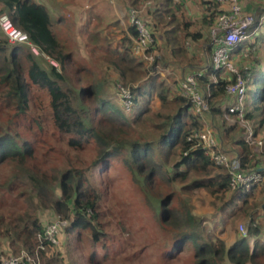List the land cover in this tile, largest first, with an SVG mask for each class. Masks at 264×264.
Instances as JSON below:
<instances>
[{
	"label": "trees",
	"instance_id": "1",
	"mask_svg": "<svg viewBox=\"0 0 264 264\" xmlns=\"http://www.w3.org/2000/svg\"><path fill=\"white\" fill-rule=\"evenodd\" d=\"M128 1L130 8L142 9L149 0ZM205 4L213 5L206 19L207 34L222 10L221 4L212 0ZM180 6L174 0H165L158 7L155 0L153 6L146 8V16L142 14L156 38L151 51L155 61L150 65L132 53L133 43L124 31L103 37L98 28L94 29L88 32L84 44L76 48L69 40L56 35L45 6L34 0H0V17L8 16L38 47L43 54L40 57L48 61L44 63L38 59L27 45L10 43L0 31V104L7 107L8 116L22 119L31 111L32 91H44L48 109L47 114L38 118L37 128L43 133L49 132H44V123L48 120L51 133L41 140L50 143L46 152L58 154L54 148H63L68 158L62 160L61 166L49 168L48 161H58L59 157L47 159L46 152L39 151L33 141L21 137L12 119L0 118V192L14 193L20 202L16 211L0 208V240L6 242L2 245L0 241V264L21 251L34 258L41 257V264H65L60 251L45 257L47 252L57 250L48 244L46 251L36 255L38 237L48 225L43 215L67 220L69 225L63 233L89 231L95 242L100 241L99 210L103 197L91 184L87 173L110 165L122 167L147 193L161 196L154 211L160 224L176 232L169 256L191 248L195 264H224L226 261L264 264V184H261V191V185L248 193L231 190L227 172L217 167L203 150L193 149V144L187 140L190 134L203 129L201 118L187 99L172 94L171 87L165 85L158 73L160 67L183 64L186 69L195 70L191 74L201 72L199 84L209 102V114L214 116L220 139L231 144L230 149L243 168H257L259 156L243 139L244 130L241 135L237 134L239 138H233L232 133L239 128L228 126L219 107L220 99L229 97L227 87L234 78L208 64L207 57L213 54L209 37L198 29L191 31L193 25L182 15ZM263 13L258 14L252 31L260 25ZM130 33L133 38L137 36L131 25ZM159 33H164L161 44ZM187 40L200 43L202 64L198 65L197 59L190 56V48L185 45ZM255 44L259 46L256 49L251 45L257 51L255 55L245 52L254 59V64L247 68H242L240 62L236 65L249 79L245 116L258 134L264 124L260 121L264 114V89L260 90L264 70L255 58L264 50L263 35ZM245 47L246 43L239 44L232 58L235 60V53L242 52ZM46 57L57 62L59 67ZM119 85L132 93L133 107L129 112L121 96H118L119 102L109 97L112 91L120 90ZM156 101L159 104L154 110ZM148 135L155 139H147ZM88 150H93L96 156L88 168H83L78 164L82 160L79 154ZM69 157L77 161L76 166H72ZM168 167L171 171L166 170ZM173 182L185 184L182 191L186 193L208 191L222 203L217 209L224 215H229L232 207L237 208L242 202L245 214L252 212L246 235L239 231L240 236L228 245L205 227L186 198L183 197L181 208H171L177 192L173 189L164 197L159 185L164 183L173 188Z\"/></svg>",
	"mask_w": 264,
	"mask_h": 264
},
{
	"label": "rangeland",
	"instance_id": "2",
	"mask_svg": "<svg viewBox=\"0 0 264 264\" xmlns=\"http://www.w3.org/2000/svg\"><path fill=\"white\" fill-rule=\"evenodd\" d=\"M156 1L158 3V0ZM213 3L215 2L213 1ZM244 3V5H246V7H243L245 13L253 15L255 19L258 18L260 11H264L262 8L264 2L262 3V1L245 0ZM191 9L194 11V8ZM203 9L204 7L198 6V13L203 14V11H205V9ZM192 11H190V13H192ZM191 18L193 19L194 16ZM260 18L261 24L254 28V30H257L254 34H251L250 43L254 42L258 33L264 32V13ZM106 20L109 21L108 19ZM109 23L111 24V22ZM200 26L199 24H195L196 28ZM252 30L253 28L250 29L249 33H252ZM0 31L2 32L1 29ZM208 36V40L211 44L210 34ZM80 41L82 42L81 39ZM250 43L249 45H251ZM23 46L26 47V45ZM186 46L188 48L190 47L188 45ZM75 47L77 48L78 46ZM248 49V54L257 52L251 46H249ZM80 51L83 52L84 50ZM262 51L263 50L258 53V58H255L259 64H262V60L264 62V51ZM248 54L240 59V66L242 68H247L249 65L254 64V59L248 56ZM37 58L44 63H48L47 60H44L40 56ZM261 85L260 90L263 91L264 83L261 82ZM114 92L112 91L113 95L109 97L119 102L118 96H120V91L114 90ZM47 109L48 100L45 92L37 90L32 91L31 111L27 117L22 119L14 118V116L10 117L7 114V107L0 104V110L2 111L0 112L2 113L0 118L4 121L7 118H9V120L12 119L17 125V129H19L18 132L24 140L33 141L34 146L39 151L46 152L49 151L50 143L43 142L41 137L44 138L51 133L50 123L48 120L44 123L46 129L44 132H49L43 133L37 128V120L41 115L47 114ZM154 110H157L156 106ZM219 122L222 123V121ZM246 123L247 122L240 121L237 117H234V121H228L229 125L238 126L239 129L237 133L240 135L242 134L241 130L247 131ZM147 139L153 140L155 136L148 135ZM62 145L63 143L61 141V146ZM54 149L58 154L45 153L47 159L55 155L59 157L58 161L52 160L51 163L48 161L46 166L49 168L61 166L62 160L68 159L65 157L63 148L62 150ZM59 154L61 155L59 156ZM79 155L82 157V160H80L78 164L83 168H88L96 156L93 150L84 151ZM259 157L261 158L260 155ZM69 160L72 161V166L77 165V161L72 157H69ZM168 169L171 171L172 168H166V170ZM87 174L91 184L97 188V191L103 197V202L99 210L101 224L99 231L101 232V240L95 242L89 231L80 232L79 234L73 233L72 235H68L64 232L60 235V243L56 247L57 250L54 248V250H56L55 252L53 250L50 253L47 252L45 257L60 251L61 253H58L63 257L65 264H195L191 248L183 250L179 254L168 255V251H172L174 246L173 236L176 232L160 224L157 214L154 211V208L158 207L157 199L161 196L153 192L147 193L139 183L133 180L128 172L123 170L122 167L115 168L113 165H110L106 168H97ZM263 184L264 182L262 185ZM184 186L185 184L180 182H173V188L164 183L159 185L160 194L164 197L170 195L173 189L177 192V195L173 197L171 208H181L182 201L186 198L193 207V213L204 221L205 227H207L209 231L215 233V235L218 234L228 245L232 244L235 239L240 236V226H244L245 231L248 229L250 224L249 220L252 219V217L250 218L252 212L245 214V211L242 210L244 207L243 204H241V206L239 204L240 208L232 207V212L229 213V215H224L217 209V206L219 205L221 207L222 203L215 200L208 191L201 190L197 193L195 192V194L186 193L182 191ZM260 198H262V196H260ZM260 200L261 199H259V201ZM19 203V198L14 193L8 194L5 190L0 192L1 209L7 207L9 210L16 211L19 208ZM54 217V215H43L45 225L50 224V221L54 222L61 219H55ZM0 241L2 245L6 243L5 240L2 239ZM251 241H253V238H251ZM22 252L23 251L15 254L19 256ZM62 252H64V254H62ZM39 259L41 264V257ZM224 264L231 263L226 261Z\"/></svg>",
	"mask_w": 264,
	"mask_h": 264
},
{
	"label": "built area",
	"instance_id": "3",
	"mask_svg": "<svg viewBox=\"0 0 264 264\" xmlns=\"http://www.w3.org/2000/svg\"><path fill=\"white\" fill-rule=\"evenodd\" d=\"M212 1L221 5L228 4V9L219 14L211 27L210 36L213 54L210 66L217 71H224V73L234 78V81L227 87V94L235 99L234 104L230 106V112L237 114L242 122H247L244 116L249 79L236 66L232 56L235 48L250 38L249 30L255 24V17L245 13L240 0ZM154 2L155 0H149L144 9L153 6ZM143 13L144 10L139 8H130L128 13L129 23L137 33V36L133 39L132 53L152 65L155 61V54L151 51L156 38L153 30L144 21ZM0 28L12 43L28 44L35 55H40L39 49L30 44L27 34L16 28L8 17H0ZM201 76V72L189 74L180 84V96L187 99L194 113L200 116L209 111L208 100L201 91L199 84L198 78ZM118 88L120 89L123 105L129 112L133 107L132 93L129 89H125L120 85ZM246 129L248 131L246 141L264 153V140L255 137L254 131L248 122L246 123ZM187 140L193 144V149L203 150L217 167L227 171L232 191L248 192L264 182V162L261 168L244 169L239 159L223 151L219 135L213 128L205 127L201 131L194 132L189 135ZM67 225L66 220L58 219L45 226L43 233L38 237L39 244L36 255L40 251H46L47 244L56 248L60 243V235ZM240 231L246 235L244 226H240ZM4 264H40V259L32 257L27 252H22L19 256L10 257Z\"/></svg>",
	"mask_w": 264,
	"mask_h": 264
},
{
	"label": "crops",
	"instance_id": "4",
	"mask_svg": "<svg viewBox=\"0 0 264 264\" xmlns=\"http://www.w3.org/2000/svg\"><path fill=\"white\" fill-rule=\"evenodd\" d=\"M34 1L46 7V9L49 11L52 17L53 27L56 32V35H58L60 39L69 40V43L71 45L78 46V47L83 45L88 32L93 31L94 29L96 30L97 28L100 30L103 37H106V35H109L111 33L119 35L118 33L124 31L129 36V38L131 39L133 43V37L130 33V23H129V20H127L129 9H130V3L128 0H34ZM164 1L165 0H158V3H157L158 7L160 5L162 6L164 4ZM207 1H210V0H174L175 4L179 6L181 4L180 8H181L182 15H184L186 19L193 25L191 28V31H194V29H198L199 32H201L202 34H204L205 37L208 38L209 37L208 35L210 33L206 34L207 32L206 31V28H207L206 19H207V16L212 12L213 5L211 6V5L205 4ZM244 1L245 0H240L241 5L243 7L244 6L246 7V5H244L245 4ZM263 2L264 0L262 1V3ZM145 5L146 4L141 6V8L144 10V15L146 16L148 12H146V9H144ZM198 6L202 8L204 7L206 12L203 11V14L198 13ZM191 8H194V11H192ZM262 8L264 10V3H263ZM220 9L227 10L228 4H222ZM190 11H192V13H190ZM192 16H194L193 19L191 18ZM195 16H196V19H195ZM106 19H108L109 21H107ZM109 22H111V24ZM195 24H199L201 26L199 28H196ZM261 35H263L264 37V32L258 33L257 37L254 39V42L250 43L251 45H255L256 49H258L259 46H257L255 43L257 39L261 37ZM158 36H159V41L161 44L164 33H159ZM80 39L82 40V42L80 41ZM199 44H200L199 42L194 44L191 40H187V42L185 43V45L190 46L189 47L190 56L193 59H197L198 65L202 64L201 62L202 60H200L201 56L199 54L200 52L199 51L200 47H198ZM251 45L248 44L247 47H245V50L237 54L235 53L236 63L240 62V59H242V57L244 58V56H247V53L249 51L248 47ZM195 47H198V49H195ZM257 56H259V54ZM210 60H211V57H207L208 64ZM262 65H263L262 68L264 70L263 60H262ZM180 67H182L183 69L181 70ZM193 70L194 69L192 68L186 69L185 64H183V65H177V66L174 65L173 67H170V66L160 67L158 73L163 78L165 85H168L171 87L172 94L180 95L181 82L185 79L187 75L191 74ZM213 81L216 82V78H213ZM233 102H234V99L228 96H226L225 98H221L219 102V107L224 114V118L227 119V121H234L235 116L225 115L226 109ZM158 104H159L158 101H156L153 105L157 107ZM199 117L201 118L203 124H205L204 127H213L217 130L213 122L215 121L213 115L207 113ZM260 121H264V114H262ZM228 126L232 127L233 125L228 124ZM237 131L238 130L236 128V130L232 133L233 138H239L237 137V134H238ZM258 135L259 137L264 139V124H262V126L259 128ZM221 143H222V148L226 152L229 151L231 152L232 155L236 154L234 151H231L232 150L230 149L231 144H228L222 138H221ZM251 150L253 151L254 154H257L258 156L260 155L259 154L260 152L258 150L253 149V148H251ZM260 156L261 158L259 157V163L257 165V168H261L263 165L264 157L262 155ZM262 188H263L262 186L259 187V190L261 191ZM239 204L241 206L242 202H239ZM237 208H240V207L238 206Z\"/></svg>",
	"mask_w": 264,
	"mask_h": 264
},
{
	"label": "clouds",
	"instance_id": "5",
	"mask_svg": "<svg viewBox=\"0 0 264 264\" xmlns=\"http://www.w3.org/2000/svg\"><path fill=\"white\" fill-rule=\"evenodd\" d=\"M130 10V9H129ZM222 11H224V10H222ZM3 17V16H2ZM6 17H8V16H6ZM9 18V17H8ZM128 20H129V18H128ZM13 23V22H12ZM256 23H257V19H255V24L251 27V28H253V27H255V25H256ZM260 24H261V22H260ZM15 26V25H14ZM260 26V25H259ZM16 27V26H15ZM17 28V27H16ZM250 28V29H251ZM1 29V28H0ZM2 30V29H1ZM257 30V29H256ZM256 30H254V31H251L252 33H249V35H250V38L247 40V41H245V42H243V43H246V44H249L250 42V40H251V34H254L255 32H256ZM250 31V30H249ZM3 32V31H2ZM4 33V32H3ZM5 34V33H4ZM26 34V33H25ZM6 36V35H5ZM7 37V36H6ZM29 38V37H28ZM134 39V38H133ZM9 40V39H8ZM10 41V40H9ZM30 42V41H29ZM247 42H249V43H247ZM10 43H12L11 41H10ZM12 44H15V43H12ZM30 44H32L31 42H30ZM19 45H27V46H29L30 47V45H28V44H19ZM33 45V44H32ZM133 46V45H132ZM37 47V46H36ZM38 48V47H37ZM30 49H31V47H30ZM32 51V50H31ZM39 52H40V50H39ZM33 53V52H32ZM35 55V54H34ZM43 54L40 52V55H35V56H42ZM53 65H55L56 67H59V65L57 64V62H55L54 60H51L50 58H48V57H46ZM234 60V59H233ZM211 61V60H210ZM55 64H54V63ZM234 62H235V60H234ZM236 64V63H235ZM209 65H210V62H209ZM237 66V65H236ZM180 96V95H179ZM230 97V96H229ZM247 101V100H246ZM234 102H235V99H234ZM234 102L233 103H231V105H233L234 104ZM209 103V102H208ZM230 105V106H231ZM230 106L226 109V111H225V115L226 116H232V114H233V116H235V117H237V119H239V117L237 116V114H235V113H231L230 112ZM245 106H246V104H245ZM210 112V105H209V111L207 112V113H209ZM207 113H205V114H207ZM229 113V114H228ZM204 114V115H205ZM245 114H246V109H245ZM197 115V114H196ZM197 116H200V115H197ZM244 119H245V121H247L249 124H250V126H251V128H252V130L254 131V126H253V124L250 122V121H248L247 119H246V116H244ZM240 120V119H239ZM241 121V120H240ZM205 125V124H204ZM205 128V127H204ZM203 128V129H204ZM211 128H213V127H211ZM216 132H217V130L215 129V128H213ZM202 130V129H201ZM200 130V131H201ZM247 132L248 131H244V133H243V139L245 140V142L250 146V148H253V149H256V150H258L260 153V155H262L263 157H264V153L262 152V151H260L259 149H257L255 146H253V145H251V144H249L247 141H246V135H247ZM219 135V134H218ZM254 135H255V137H257V138H260V139H262L261 137H259V135L258 134H255V131H254ZM219 138H220V136H219ZM264 140V139H263ZM220 142H221V139H220ZM222 146V145H221ZM223 149V148H222ZM223 151H225L224 149H223ZM226 152V151H225ZM227 154H229V155H231L232 157H234V158H237V156L236 155H232L231 153H229V152H226ZM238 159V158H237ZM264 162V161H263ZM263 166V165H262ZM223 169V168H222ZM244 169H247V168H244ZM247 170H249V169H247ZM226 171V170H225ZM227 172V171H226ZM228 174V173H227ZM251 191V190H250ZM250 191H248V192H250ZM248 192H246V193H248ZM67 221V220H66ZM68 222V221H67ZM68 226V225H67ZM63 234V233H62ZM38 247V246H37ZM23 252H25V251H23ZM28 253V252H27Z\"/></svg>",
	"mask_w": 264,
	"mask_h": 264
}]
</instances>
